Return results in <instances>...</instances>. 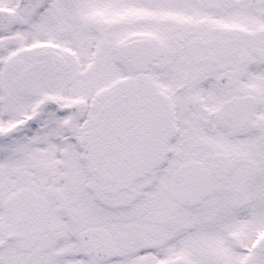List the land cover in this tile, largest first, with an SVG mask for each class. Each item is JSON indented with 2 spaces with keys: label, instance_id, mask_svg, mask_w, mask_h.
I'll list each match as a JSON object with an SVG mask.
<instances>
[{
  "label": "snow or ice",
  "instance_id": "obj_1",
  "mask_svg": "<svg viewBox=\"0 0 264 264\" xmlns=\"http://www.w3.org/2000/svg\"><path fill=\"white\" fill-rule=\"evenodd\" d=\"M0 264H264V0H0Z\"/></svg>",
  "mask_w": 264,
  "mask_h": 264
}]
</instances>
